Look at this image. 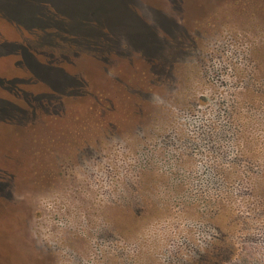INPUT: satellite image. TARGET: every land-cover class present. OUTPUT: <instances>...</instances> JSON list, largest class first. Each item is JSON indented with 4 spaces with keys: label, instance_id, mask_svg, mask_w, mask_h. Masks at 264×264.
Segmentation results:
<instances>
[{
    "label": "rangeland",
    "instance_id": "1",
    "mask_svg": "<svg viewBox=\"0 0 264 264\" xmlns=\"http://www.w3.org/2000/svg\"><path fill=\"white\" fill-rule=\"evenodd\" d=\"M0 264H264V0H0Z\"/></svg>",
    "mask_w": 264,
    "mask_h": 264
},
{
    "label": "trees",
    "instance_id": "2",
    "mask_svg": "<svg viewBox=\"0 0 264 264\" xmlns=\"http://www.w3.org/2000/svg\"><path fill=\"white\" fill-rule=\"evenodd\" d=\"M1 261V260H0Z\"/></svg>",
    "mask_w": 264,
    "mask_h": 264
}]
</instances>
